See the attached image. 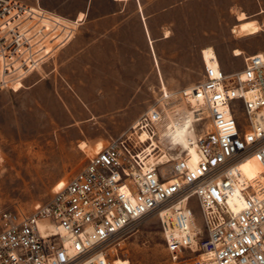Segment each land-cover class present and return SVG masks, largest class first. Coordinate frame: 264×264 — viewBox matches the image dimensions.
I'll return each mask as SVG.
<instances>
[{"label": "built area", "instance_id": "2783aa9c", "mask_svg": "<svg viewBox=\"0 0 264 264\" xmlns=\"http://www.w3.org/2000/svg\"><path fill=\"white\" fill-rule=\"evenodd\" d=\"M80 22L40 3L0 0V90L14 89ZM244 59L231 75L204 61L202 79L181 91L192 123L201 111L210 120L202 132L192 124L186 143L169 134L183 112L166 120L173 94L163 88L161 101L101 143L50 201L31 212L0 203V264H112L106 245L154 212L174 262L264 264V55ZM251 159L259 173L245 171Z\"/></svg>", "mask_w": 264, "mask_h": 264}, {"label": "rangeland", "instance_id": "374dc122", "mask_svg": "<svg viewBox=\"0 0 264 264\" xmlns=\"http://www.w3.org/2000/svg\"><path fill=\"white\" fill-rule=\"evenodd\" d=\"M41 3L68 17L82 12L87 16L84 13L75 36L54 47L47 60L21 80V87L0 90L4 208L31 212L50 201L56 187L79 171L101 143L127 131L158 104L163 88L173 94L166 108L168 122L176 111L191 110L180 94L202 79L204 49L215 50L229 75L243 69L245 56L264 52V0ZM241 12L260 25L253 34L234 31ZM192 124L197 132L210 128L207 117L198 126ZM196 217L203 228L199 209ZM106 250L111 262L121 258L129 264L185 263L172 260L156 212L117 234Z\"/></svg>", "mask_w": 264, "mask_h": 264}, {"label": "bare ground", "instance_id": "6f19581e", "mask_svg": "<svg viewBox=\"0 0 264 264\" xmlns=\"http://www.w3.org/2000/svg\"><path fill=\"white\" fill-rule=\"evenodd\" d=\"M261 12H263V10ZM83 17H84V13L82 12L79 14V19L81 20ZM238 19H239V23L234 27V31L238 32V34L241 33V36L253 34L254 32H256V30L258 28H260V25L258 24V22L256 20L249 19V16L245 12L239 13ZM202 52H203L202 53L203 61L207 62L208 64H214V65L220 63L218 60L217 54L212 47H208V48L204 49V51H202ZM241 53H242L241 51L236 52V54H241ZM257 53L264 55V52H257ZM21 86H22V82L18 81L16 83V88H19ZM193 116H195V114L191 110L183 112V117H185L183 122L179 125L176 124L175 125L176 127L169 131V134L171 135L172 140H174L176 142H181V143L187 142V136L192 133V122L194 120ZM199 116L201 119H204L206 116H209V114L207 111H201L199 113ZM171 132L172 133L176 132L177 135L174 136V134H172ZM85 145H86V142L83 141L80 146H81V148H83ZM192 153H193V161H194V159L196 158V153L193 149H192ZM244 169L248 173L254 174V173H259L262 168H261L260 164L255 159H251L249 162H247L244 165ZM64 182L65 181H63V183ZM62 184L60 186H62ZM164 211H165V213H167L170 210L165 209ZM52 230L53 229H51V228H48L46 226H42V232L43 233H46V232L52 231ZM112 264H129V261L127 259L116 258V259H114Z\"/></svg>", "mask_w": 264, "mask_h": 264}, {"label": "crops", "instance_id": "0c3cea01", "mask_svg": "<svg viewBox=\"0 0 264 264\" xmlns=\"http://www.w3.org/2000/svg\"><path fill=\"white\" fill-rule=\"evenodd\" d=\"M37 3H40L45 9L50 10V11H53V12H56L57 14H59V15H61V16H63V17L70 18V19H74V18L79 17V14H78L76 17H68V16H66V15H64V14H62V13H59L58 11H56V10H54V9H51V8H48V7L44 6V5L41 3V0H35L34 3H30V4L34 5V4H37ZM84 13H85V16H87V13H86V12H84ZM85 16H84V18H85ZM239 45H240V48L243 50V46H242V44H236L237 47H238ZM256 52H257V51H254V52H252V53H256Z\"/></svg>", "mask_w": 264, "mask_h": 264}, {"label": "water", "instance_id": "95a60500", "mask_svg": "<svg viewBox=\"0 0 264 264\" xmlns=\"http://www.w3.org/2000/svg\"><path fill=\"white\" fill-rule=\"evenodd\" d=\"M180 150H181V146L178 145V146L176 147V151H180Z\"/></svg>", "mask_w": 264, "mask_h": 264}]
</instances>
